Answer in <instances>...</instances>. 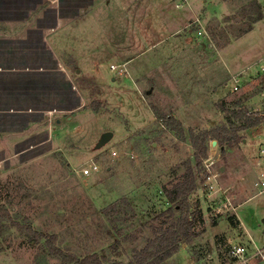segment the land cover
I'll return each instance as SVG.
<instances>
[{
  "label": "rangeland",
  "instance_id": "rangeland-1",
  "mask_svg": "<svg viewBox=\"0 0 264 264\" xmlns=\"http://www.w3.org/2000/svg\"><path fill=\"white\" fill-rule=\"evenodd\" d=\"M259 1L264 4V0ZM125 2L127 6L121 14L146 12L145 0ZM252 2L231 0L233 17L228 16L227 21L210 18L199 24L192 20L188 28L213 30L219 38L214 36L212 40L219 46L226 44L231 32L244 30L247 18L258 14ZM203 7L206 14H221L218 0H206ZM105 10L102 14L109 15L106 26H115L119 14L116 8ZM263 36L261 21L237 48L253 47ZM75 41V54L66 57L71 59L74 69L78 68L76 85L86 97L85 104L79 114L69 113V119H59L61 113L48 118L46 128L53 130L52 135L47 136L42 130L30 137L24 150L19 148L26 143L17 144V150L8 154L0 151V207L8 208L14 219L31 224L35 230L54 234L56 245L69 253L80 257L97 253L106 261L127 262L133 251L151 237L150 226L158 222L155 214L169 206L163 186L180 179L187 163L194 164L189 130L198 132L225 123L226 116L238 110L232 109L234 103L252 93V105H244L242 110L247 114H264V84L258 87L263 77L247 86H238V90L233 89L222 98L220 95L216 101H210L212 97L208 95L201 98L205 102L195 101L200 99L196 88L180 80L178 71L171 76L168 70L163 71L161 55L153 60L151 55L133 58L127 70L111 68V64L130 59L131 54L122 55L120 60L110 54L100 55L102 68L91 72L86 67H94L95 56L86 54V32ZM259 47L257 43L254 48ZM257 58L251 72L263 66ZM189 63L196 64L194 59ZM133 67L137 69L128 71ZM223 73L220 68L218 74ZM168 117L181 122L183 139L167 125ZM233 123L240 124L238 120ZM107 131L112 132V138L99 146ZM243 135L242 141L223 149L213 144V139L208 142V168L202 161L189 198L192 208L201 211L203 223L196 224L197 236L191 244H182L161 264H192L195 256H200L201 264H220L230 243H243L251 236L260 246L264 245V194L258 196L255 186L261 174L256 170L258 162L264 166L259 156L264 123L246 129ZM209 173L217 174L219 185L228 188L226 194L233 205L252 197L236 209L243 229L236 228L228 219L232 211L216 182L207 180ZM218 223V228H213ZM0 264L61 263L49 254L44 239L30 242L23 232L8 227L0 234Z\"/></svg>",
  "mask_w": 264,
  "mask_h": 264
},
{
  "label": "crops",
  "instance_id": "crops-1",
  "mask_svg": "<svg viewBox=\"0 0 264 264\" xmlns=\"http://www.w3.org/2000/svg\"><path fill=\"white\" fill-rule=\"evenodd\" d=\"M218 1L219 16L204 12L206 0H145L148 5L141 15L121 14L127 6L125 0H90L86 4L85 0H0V151L8 154L17 144L26 143L19 148V151L24 150L30 144L27 143L30 137L42 130L47 136L52 135L53 130L48 131L46 123L53 114L61 113L59 119H69V113H80L86 97L77 89L78 68L74 69L73 62L66 56L75 54V40L85 32L86 54L95 56L94 67L89 65L86 71L102 68L100 55L110 54L120 60L122 55L131 54L130 59L114 64L121 70H127L133 58L151 55L153 60L154 56L161 55L163 71L168 70L170 76L178 71L180 80L196 88L200 99L195 101H201L205 95L212 97L210 101L213 98L216 101L220 95L222 98L258 77H263L258 83L261 87L264 84V36L253 47L237 48V45L264 21V4L253 0L260 12L258 20L241 35L231 32L226 44L219 46L212 40L214 36L219 38L213 30L188 28L192 20L201 24V20L212 18L223 23L228 16L233 17L231 0ZM111 6L117 13L121 12L114 18L113 29L106 26L109 15L102 14ZM257 43L261 49L254 48ZM256 57L262 60L263 66L251 72ZM193 59L194 66L189 63ZM220 68L224 69L222 76L218 74ZM136 69L128 68V71ZM253 95L243 97L242 104L252 105ZM259 164L258 173L264 170ZM250 199L252 197L235 206L239 208ZM219 223L213 228L217 229Z\"/></svg>",
  "mask_w": 264,
  "mask_h": 264
},
{
  "label": "trees",
  "instance_id": "trees-1",
  "mask_svg": "<svg viewBox=\"0 0 264 264\" xmlns=\"http://www.w3.org/2000/svg\"><path fill=\"white\" fill-rule=\"evenodd\" d=\"M228 1V0H223ZM253 1V0H252ZM256 10L255 2H252ZM250 13H248L249 15ZM260 12L254 18H247L248 24L242 31L238 30L235 35H241L251 29L252 23L258 20ZM244 105L242 101L235 102L232 109L238 108L237 111L232 110L230 115L226 116L223 124L213 125L209 129H203L198 132L189 130V142L194 152V164L187 163L186 169L180 176V179L173 182L169 186H163L162 190L169 203V206L155 214L158 222L151 225V237L140 248L133 251L131 258L127 262L123 261H106L103 256L97 253H90L84 256H77L69 253L56 245V236L54 234H45L35 230L31 224L20 222L14 219L6 207H0V234L8 227H15L23 232L30 242H37L44 239L45 246L51 256L58 258L61 264H161L171 256H173L178 248L182 245H189L197 236L195 232L196 224L203 223L201 211L193 209L190 203V195L196 187V175L198 168L201 167L202 161L207 157L208 142L215 140L216 144L222 149L225 146L242 141L243 132L254 126L264 123V114L260 116L247 114L242 110ZM162 119V117H157ZM233 120H238L239 125H235ZM167 125L176 131L178 136L183 139L185 137L184 130L180 121L174 117H168ZM230 221L234 224L232 216ZM235 225V224H234ZM200 256H195L199 259Z\"/></svg>",
  "mask_w": 264,
  "mask_h": 264
},
{
  "label": "built area",
  "instance_id": "built-area-1",
  "mask_svg": "<svg viewBox=\"0 0 264 264\" xmlns=\"http://www.w3.org/2000/svg\"><path fill=\"white\" fill-rule=\"evenodd\" d=\"M111 68H115V66L111 65ZM264 73V69H263ZM236 89V87H235ZM259 156L262 157V163L264 164V143L260 145L259 148ZM209 159L205 158L203 160V164L205 167L208 168L207 161ZM89 172V169H84V173L87 174ZM209 172V169H208ZM217 174L212 173V175H207L208 181L216 182L218 186V190L223 194V197L225 198L227 202V206L232 211V220L237 227L243 228V224L236 212L237 206L233 205L229 196L226 194V191L228 188L223 189L217 179ZM208 183V182H207ZM212 187V184H210ZM256 188L258 189V194L264 193V170L261 171L260 176L257 179V182L255 183ZM246 242H238V243H230L228 246L225 257L222 259L220 264H264V245L260 246L258 245L252 237L248 238ZM192 264H201L200 261L193 258L191 259Z\"/></svg>",
  "mask_w": 264,
  "mask_h": 264
},
{
  "label": "water",
  "instance_id": "water-1",
  "mask_svg": "<svg viewBox=\"0 0 264 264\" xmlns=\"http://www.w3.org/2000/svg\"><path fill=\"white\" fill-rule=\"evenodd\" d=\"M112 136H113L112 132L110 131L104 132L98 142V145L101 146L105 144L107 141H109L112 138ZM212 142L213 144H216L215 140H213Z\"/></svg>",
  "mask_w": 264,
  "mask_h": 264
}]
</instances>
